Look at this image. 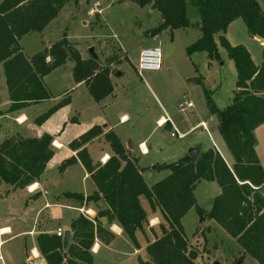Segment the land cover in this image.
I'll return each instance as SVG.
<instances>
[{
  "label": "trees",
  "instance_id": "obj_1",
  "mask_svg": "<svg viewBox=\"0 0 264 264\" xmlns=\"http://www.w3.org/2000/svg\"><path fill=\"white\" fill-rule=\"evenodd\" d=\"M70 1L75 0H0V64L11 102L10 111L47 101L49 95L42 79L68 60L74 63V82L83 83L94 102L112 95L109 68L101 67L97 60L82 59L66 38L57 40L29 60L22 53V37L44 31ZM123 1L134 2L140 7L151 5L159 12L161 22L151 31V36L166 30L169 33L188 28L200 31L201 36L185 50L188 56L199 52L205 53L209 60L220 61L214 39L219 35V46L234 63L235 90L231 103L222 109L216 107L209 92H204V96L232 163L228 165L214 148L204 152L198 150L195 160L185 155L173 163L157 166V170H168L169 174L148 187L142 178L139 160L129 155L117 135L92 126L72 141L69 148L78 151L76 158L96 191L87 197L80 193H64L63 197L80 203L103 201L107 207L93 218L80 215L72 221V242L67 250L55 234L39 235L36 239L39 254L46 264H92L91 249L95 240L102 241L108 234L101 218H105L108 225L117 224L137 248L136 231L143 233L147 221L140 205V199L145 198L152 211L159 210L162 222L158 226L159 235L154 229L149 230L154 240L145 247L148 261L138 257L137 264H201L199 252L189 245L181 224L192 208L236 240L242 252L236 260L243 261L249 256L258 264H264V194L261 193L264 170L255 151L254 137V130L264 125V43L262 61L256 65L243 45L232 46L224 37L228 26L240 19L249 37L264 40V8L258 0ZM189 8L195 9L199 18L193 24L188 16ZM196 82L202 85L200 79ZM67 103L68 99H63L35 122L41 124ZM100 136L108 142L112 154L104 164H93L84 145ZM52 143L53 138L48 134L40 138L3 140L0 181L15 189L37 183L53 157ZM74 162L73 158L65 160L60 171ZM202 181L216 183L220 190L208 212L197 207L193 195Z\"/></svg>",
  "mask_w": 264,
  "mask_h": 264
},
{
  "label": "rangeland",
  "instance_id": "obj_2",
  "mask_svg": "<svg viewBox=\"0 0 264 264\" xmlns=\"http://www.w3.org/2000/svg\"><path fill=\"white\" fill-rule=\"evenodd\" d=\"M258 2L264 8V0ZM188 12L192 24L199 20L195 9L189 8ZM160 22L159 12L152 9L151 5L140 7L134 2L121 0H75L67 3L44 31L22 37L20 46L27 60L61 38H66L70 47L84 60L89 59L86 51L94 48L98 64L109 68L113 84L112 95L101 102H94L86 87L77 86L74 82V63L69 60L42 79L49 99L24 110L28 122L23 125L21 133L27 137L49 134L64 145V150L55 151L47 164L45 176L48 180L53 182L58 177L60 163L56 160L68 149V144L94 125H100V128L107 125L126 142V146H134L136 151L138 145L144 143L147 153L139 155L140 159L131 152L133 149H125L130 156L139 159L142 178L148 187L169 174L168 170H157V166L177 161L187 155L191 148L204 152L216 144L222 155L226 159L230 158L218 133L217 121L208 112L204 92H209L219 109L230 104L236 82L234 63L219 46L217 36L214 39L220 61H211L205 53L199 52L188 56L186 48L201 36L200 31L194 28L174 31L173 43L170 36L163 32L151 36V31ZM231 38L232 42L243 45L249 51L255 64L262 61L259 42L248 36L242 20L238 19L232 26ZM155 45H160L162 50L161 69L158 72L139 74L137 65L140 51ZM167 46L173 47V51L166 57ZM117 73L119 76H115ZM197 79L201 80L202 85L196 82ZM63 99H68L65 106L57 109L41 124L35 122L40 115ZM0 101V110L4 112L10 100L1 64ZM187 102L192 104L191 108L185 106ZM181 104H184L183 108L179 107ZM121 115L127 116L126 121L120 122ZM72 118H76L78 123L72 122ZM160 118L170 121L173 128L169 122L162 127L157 126ZM1 121H4V129L5 121L9 122V126L11 123L17 124L16 120L8 117H0V124ZM200 121L207 122L208 132L197 127L188 131ZM1 128L2 126L0 131ZM104 130L107 131L106 128ZM12 137L20 138L18 133ZM87 148L93 162L111 151L103 136L90 143ZM78 169L73 167L71 170L76 180L74 185L69 186L72 191L85 188ZM219 191V187L213 182L202 181L197 184L193 192L197 207L208 212ZM28 197L22 189H14L4 195L1 188L0 225L5 222L14 233L21 230L18 227L21 215L25 213ZM140 205L146 213L147 221L143 233L136 231L138 247L126 237L118 238L110 244L109 250L105 249L95 257L93 264H137L138 257L148 261L145 247L154 240L149 230L154 229L159 235L158 226L162 217L158 209L151 210L145 198L140 199ZM150 221H154V224H150ZM181 224L189 245L199 252V263L212 264L218 261L220 264H232L241 256L236 240L229 237L216 223L200 216L195 208L187 212ZM51 227L56 228V225L51 224ZM6 239L8 236L3 237V240ZM24 244L22 237L7 242L0 247L1 257L9 264H27V247ZM242 264L258 263L245 256Z\"/></svg>",
  "mask_w": 264,
  "mask_h": 264
},
{
  "label": "crops",
  "instance_id": "obj_3",
  "mask_svg": "<svg viewBox=\"0 0 264 264\" xmlns=\"http://www.w3.org/2000/svg\"><path fill=\"white\" fill-rule=\"evenodd\" d=\"M236 21L232 22L228 26L226 33L224 35L226 40L232 46L238 45L237 43L232 42V38H231V28L235 24ZM163 33H166L168 36H170V38H171L170 41L173 43L174 31L169 33V31L166 30ZM216 36L219 38V35H216ZM253 39H255L257 42H259V45L262 49V45L264 43V40L257 39V38H253ZM155 46H157V45H155ZM172 51H173V47H172V50H171L169 55H171ZM248 53H249V51H248ZM165 56L167 57V55H165ZM206 57H207V55H206ZM250 57H251V55H250ZM259 64H256V65H259ZM43 85H44V83H43ZM76 85L77 86H85L83 83H79ZM44 87H45V85H44ZM231 100H232V98H231ZM0 103H1V101H0ZM10 105H11V102L9 103L8 108L4 111V112H7V114L2 115V113H4V112H2L0 110V117H8L12 120L14 119L17 121V124L11 123V126H9V124H8L9 122L5 121L6 127L4 129V127H3L4 121H1L0 126H2V128L0 131V144L3 142V140L6 139L7 136L12 137L17 133H18V136L21 138H40L42 135L45 134L44 133L41 136H37V137H27L21 133L23 125L27 124V122H28V119H27L26 115L24 114V110L27 109L28 107L34 106V105H30L26 108H22V109L16 110V111H10L9 110ZM36 105H39V104H36ZM12 115H15V117H11ZM125 118H127L126 115H121L120 122H123V120ZM72 119H74L75 122L78 123L76 118H72ZM19 121H21V122H19ZM158 121L163 122V121H166V119L160 118ZM200 122H202V121H200ZM169 123H170V121H169ZM198 124L195 125L194 127L190 128L188 131L195 129L198 126ZM97 126L100 127V125H97ZM216 126H217V124H216ZM101 128L103 129L104 133L109 131V130L112 131V129L108 128L107 125L101 126ZM105 128L107 129V131L104 130ZM171 128H173L172 124H171ZM9 137H7V138H9ZM100 137H102V136H100ZM117 137L119 138L121 144L124 147H127L126 142H123V140L119 136H117ZM254 137L256 139L255 151H256L257 157L259 159V162H260V164L264 170V125H261L254 130ZM99 138H97V139L87 143L86 145H84V148L87 149V152H88L87 146L90 143L98 140ZM69 144H68V149H65L64 154L61 157H59L56 160V162L60 163V165H61L65 160H68L71 158L75 159L76 162H74L70 166L65 167L62 171H60V169H59L60 165H59L58 170H57L58 177L56 178V180H53V182H52V180H48V178H46V176H45V170L48 166V165H46V168H45L42 176L38 180V182L28 186L25 189H22L23 191H26V193L29 195V197H28V200L25 202L26 210H25V213H23L21 215L22 218L20 221V225L18 227V228L21 227V230L19 229L18 232L14 233L13 229L10 228L8 225H6L5 222H3L0 225V247L3 246L4 244H6L7 242L16 240L19 237L24 238V243H25L24 246L27 247V251L25 250V256H26L27 264H35V263L46 264V262L41 257V255L39 254V251L37 249L36 239L39 235H43V234L52 235V234L56 233L57 229H62L64 232L70 231L71 232L70 244H71V242H72V231L70 229V225H71L72 221H74L80 215L84 216L85 213H86V215H88L85 217L93 218L96 216V214L99 211H103L107 207V205L103 201H100L96 204L95 203H85V202L80 203V202L75 201L73 199H66L63 197L64 193H80L84 197H87L96 191V187L94 186L89 175L86 173V171L84 170V168L82 167V165L80 164L78 159L76 158V153L78 151L71 150L69 148ZM213 145H212V148H213ZM52 146L54 148V151H53L54 153L64 150V145H62L58 140L53 139ZM214 146H215V148H217L218 152L223 157L225 162L228 165H230L232 163V158H231L230 154H229L230 158L227 157V159H226L222 155L221 151L216 146V144ZM132 147H133L132 148L133 150L131 152L135 153L136 157L139 158V155H144L141 153V150H146L144 143H140L138 145L137 151L135 150L134 146H132ZM88 154H89V152H88ZM111 154H112L111 151L104 153L102 156H100V158L96 162H93L90 155H89V157H90L93 164H97V163L104 164L108 160V158ZM73 167L79 168L78 173L80 175L82 183L85 186V188H83V189L77 188L78 191H72V190H70L71 188H69L70 185H74L76 182L75 177L71 171ZM0 185H1L2 192L4 193V195H6L9 191L15 189L14 187L6 185V184L1 183V182H0ZM29 188H30V190H29ZM261 193L264 194V186L261 189ZM33 206H35V208H33ZM24 221H26V222H24ZM100 222L103 224V226L106 229V233H108V234L104 235L102 241H100L98 239L95 240V242L92 246V249H91L92 264L94 263V259L98 254H100L105 249L109 250L110 244L113 241H115L116 239L121 238V237L127 238V236L122 232V230L120 229V227L117 226V224L112 223L111 225H108V224H106L105 218H101ZM51 224H55L56 228H52ZM4 236H8V239L3 240ZM62 238H63V236H62ZM28 239H29V242H28ZM239 252H241V249L239 250ZM0 261H1V264H9L8 262L4 261L3 257H1V255H0Z\"/></svg>",
  "mask_w": 264,
  "mask_h": 264
},
{
  "label": "built area",
  "instance_id": "obj_4",
  "mask_svg": "<svg viewBox=\"0 0 264 264\" xmlns=\"http://www.w3.org/2000/svg\"><path fill=\"white\" fill-rule=\"evenodd\" d=\"M162 50L160 45L157 46H153L151 48H146L140 51L139 53V58H138V65H137V72L139 74H142L144 72H158L161 69V64H162ZM185 106L187 108H191L192 104L190 102H187L185 104ZM180 108L184 107V104H181L179 106ZM169 121H158L157 122V126L162 127L164 126L166 123H168ZM197 128L201 129L202 131L208 132V125L207 122H200L197 126ZM176 134V132H175ZM172 136H174V134L172 133ZM184 135H181V137H183ZM213 148L217 150V148H215V146L213 145ZM142 154H146L147 151L146 150H141ZM219 153V152H218ZM30 190V188H29ZM86 215V213H85ZM156 221V219H155ZM153 223L154 221H150ZM157 223V221H156ZM155 223V224H156ZM154 224V223H153ZM55 235L59 238H62V236L64 235V231L62 229H57Z\"/></svg>",
  "mask_w": 264,
  "mask_h": 264
},
{
  "label": "water",
  "instance_id": "obj_5",
  "mask_svg": "<svg viewBox=\"0 0 264 264\" xmlns=\"http://www.w3.org/2000/svg\"><path fill=\"white\" fill-rule=\"evenodd\" d=\"M171 50H172V47H170V46L166 47V55L167 56L170 54ZM86 52H87L89 58L97 60V56L94 53V48H89ZM115 76H119V73L115 74ZM127 147H128V149H132L133 148L131 145H128ZM197 154H198V150L196 148H191V149H189L187 155L191 159L195 160L197 158ZM153 168L155 169L156 167H153ZM70 239H71V232L70 231H65L64 235H63V238H62V246H63L64 250H67V248L69 247ZM212 264H220V263L218 261H215ZM232 264H242V260H236Z\"/></svg>",
  "mask_w": 264,
  "mask_h": 264
},
{
  "label": "bare ground",
  "instance_id": "obj_6",
  "mask_svg": "<svg viewBox=\"0 0 264 264\" xmlns=\"http://www.w3.org/2000/svg\"><path fill=\"white\" fill-rule=\"evenodd\" d=\"M125 120H126V118L123 121H125Z\"/></svg>",
  "mask_w": 264,
  "mask_h": 264
}]
</instances>
